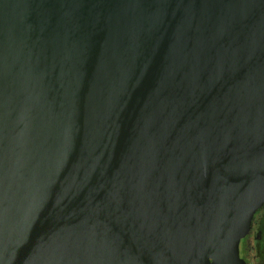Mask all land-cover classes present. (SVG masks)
Returning <instances> with one entry per match:
<instances>
[{
	"label": "water",
	"instance_id": "1",
	"mask_svg": "<svg viewBox=\"0 0 264 264\" xmlns=\"http://www.w3.org/2000/svg\"><path fill=\"white\" fill-rule=\"evenodd\" d=\"M264 205V0H0V264H245Z\"/></svg>",
	"mask_w": 264,
	"mask_h": 264
},
{
	"label": "flooded vegetation",
	"instance_id": "2",
	"mask_svg": "<svg viewBox=\"0 0 264 264\" xmlns=\"http://www.w3.org/2000/svg\"><path fill=\"white\" fill-rule=\"evenodd\" d=\"M243 249L245 264H264V205L252 216Z\"/></svg>",
	"mask_w": 264,
	"mask_h": 264
}]
</instances>
